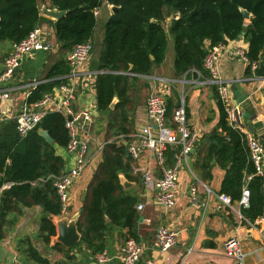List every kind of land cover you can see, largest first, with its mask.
Masks as SVG:
<instances>
[{
    "label": "trees",
    "instance_id": "16d2710c",
    "mask_svg": "<svg viewBox=\"0 0 264 264\" xmlns=\"http://www.w3.org/2000/svg\"><path fill=\"white\" fill-rule=\"evenodd\" d=\"M40 2L65 11L57 20L46 18L53 28L61 56L29 90L26 103L38 101L67 81L70 71L67 54L76 43H92L96 25L93 10L104 3L117 6L104 22L101 46L92 62L98 71L96 109L106 116L105 139L111 141L104 145L101 161L83 195L77 221L79 241L68 248L59 242L51 246L54 249L63 246L65 259L77 260L75 249L92 256L106 250L107 236L113 230H125L121 234L124 240L128 237L138 240L140 216L136 204L140 198L137 189L125 188L119 180V175L123 174L127 180L134 181L137 188L142 186L141 175L133 174L134 160L123 143L129 142L128 134L132 130L130 112L134 97L128 94L129 90L140 76L163 63L169 40L172 41L175 76L187 75L195 69L209 77L203 66L208 51L218 43L238 38L242 32L248 44L246 57L250 62L257 61L264 50V0H0V40L17 43L39 26L43 19ZM241 9L250 13L249 21H245ZM174 14L177 16L173 17ZM167 18L169 22L165 26ZM249 70L247 65L246 71ZM114 96L118 100L110 108ZM177 105L178 99H166L167 125H173L171 114ZM217 105L220 130L214 129L206 135L207 147L199 151V154L204 152L201 165L208 166L211 158L216 159L225 170L219 192L229 195L232 202L240 199L244 186L248 189V204L242 206L240 212L245 220L254 222L264 206L262 178L255 173L246 135L228 124L219 96ZM39 128L48 131L52 143L43 139ZM68 140L64 117L59 112L46 113L37 126L23 136L17 132L14 118L0 120V243L24 208L31 206H38L40 211L36 237L49 245L56 235L51 216L60 214L61 202L52 179L40 178L63 173L64 161L56 154L55 147L65 148ZM175 152L170 145L165 149L167 165L173 164ZM7 182L12 184L2 188ZM14 250L24 264H51L28 234L16 238ZM84 257L82 255L85 262Z\"/></svg>",
    "mask_w": 264,
    "mask_h": 264
},
{
    "label": "crops",
    "instance_id": "0c3cea01",
    "mask_svg": "<svg viewBox=\"0 0 264 264\" xmlns=\"http://www.w3.org/2000/svg\"><path fill=\"white\" fill-rule=\"evenodd\" d=\"M43 5L50 8L48 3L40 5V8ZM104 6L107 10V16H109L112 5L104 3ZM40 15L43 19L38 27L46 32L53 47L50 51L31 52L22 59L20 66L16 69L12 80L8 84V88L11 89L9 98L2 100V104L6 106L7 114H15L26 103V93L32 88L30 84L43 78L48 66L61 56L60 52H57L59 44L55 41L53 28L46 19L49 17L41 13ZM168 22L169 18L166 19L165 26L168 25ZM0 41L1 70L2 60L11 50L12 43H5L6 40ZM247 47L248 44L244 40V36L228 39L219 58L218 75L229 84L231 100L239 105L243 124L248 128L247 121L249 120L254 127L252 134L259 140L263 138L261 143L264 145V50L259 55L256 67L250 68L247 72L246 67L249 64L234 53L236 49L246 51ZM96 55L92 53L86 65L91 72L97 71L95 65L92 64L97 58ZM172 64L173 49L170 42L163 63L154 66L149 74L140 76L134 87L129 90L128 94L134 96L137 101L133 104L130 112L132 130L128 137L131 140V134L146 123L145 103L151 91L164 93L166 99L176 100L182 96L187 114V123L199 130L200 136L191 155L180 165L178 200L173 209L157 208L150 196H143V187L139 191L136 190L139 198L143 197V201H145L144 209L141 212L138 211L140 216L137 227L138 241L145 248L138 264H173L174 256L171 257V261H167L152 247L154 231L159 225L177 231V242L170 253L174 255L181 250L190 249L189 259L194 264H234V260L227 257L222 248L224 240L229 237L238 239L239 248L243 253V264H264V242L262 238L264 236V221L259 220L252 226L243 224L236 213L225 207H219L215 194L220 193L219 189L225 170L214 157L211 158L208 166L201 165L204 152L199 154V151H204L207 147L206 135L214 129L220 130L217 128L219 119L218 88L210 81L209 77L202 76L197 70L196 78L192 77V69L187 75L175 76ZM95 77L96 74L92 76V82L88 78V83L83 82V80L77 83L76 97L72 103L75 110L89 108L93 119L88 128L90 161L69 188L70 198L66 211L69 213V217L78 216L79 218L83 195L91 181L94 170L101 161L103 148L98 150V146L108 141V139H105L106 116L99 114L96 109ZM7 114H0V120H3V116H6L5 119L12 118ZM67 154L71 166L73 157L68 152ZM199 158L201 159L199 160ZM63 161V171H65L70 166H66L65 158H63ZM165 165H167L166 160ZM159 167L153 155L145 153L138 160L133 161L132 172L141 175L142 170L149 169L155 176H159ZM128 181L130 182L129 188L137 189L134 181ZM191 186H194L197 190V205H193L190 201ZM206 187L210 189L211 194L208 195ZM26 208L23 212L25 215L11 233L13 236L17 235L15 239L11 237L14 242L18 236L30 235L28 226L32 216H29V212L33 209ZM34 208L36 212L39 209L38 206ZM63 215L51 216L55 226L57 225L56 218ZM124 231L113 230L108 234L107 249L105 251L110 256L115 255L119 245L124 241L121 235ZM91 259L92 255L87 254L84 257L85 263L92 261ZM105 264L121 263L116 259H111Z\"/></svg>",
    "mask_w": 264,
    "mask_h": 264
},
{
    "label": "built area",
    "instance_id": "2783aa9c",
    "mask_svg": "<svg viewBox=\"0 0 264 264\" xmlns=\"http://www.w3.org/2000/svg\"><path fill=\"white\" fill-rule=\"evenodd\" d=\"M94 15L98 14V8L93 10ZM53 47L48 39L46 32L40 28H33L22 40L13 43L11 50L2 60L0 70V114H7L6 106L2 100L9 98L11 89L8 88L14 72L20 66L22 59L34 51H50ZM225 43H218L213 46L204 58L203 66L209 73L212 83L217 86L218 96L226 112L228 124L242 131L246 135V144L250 158L254 164L255 173L262 178V188L264 190V145L255 137L243 124L241 120L240 107L231 100L229 84L218 75L219 58ZM92 43L90 41L76 43L72 50L67 54L66 60L70 71L66 75L67 81L54 87L52 92L46 93L41 99L24 105L15 113L7 114L15 119L16 130L23 136L28 131L34 129L46 113L59 112L64 117V125L68 130L69 140L66 150L73 157L72 165L60 175L50 174L41 180L52 179V184L56 188L61 202L60 214H65L69 205V188L74 180L81 174L84 167L89 163V140L88 128L92 122L93 115L89 108L75 110L72 106L77 91V83L80 80L88 83V78L98 72H91L86 65L92 54ZM249 64L250 68H255L257 61H249L244 49H236L234 52ZM95 73V74H94ZM39 81H33L30 85L34 87ZM92 82V79H91ZM29 92L26 93V96ZM146 123L138 127L132 134L131 140L127 142V150L133 160H138L143 154L153 155L155 162L160 166L159 176H155L149 169L141 171V178L144 188L143 196L151 197L155 206L160 209H173L177 204V192L179 181L180 165L186 161L189 154L194 149L199 136V130L191 127L187 123V114L183 97H179L178 105L173 109L171 120L173 125L166 123V95L162 92L151 91L145 103ZM70 116L71 119H67ZM111 140L105 141L98 146L101 150L104 145ZM174 144L179 149L175 153L172 165H165L164 152L168 145ZM12 183L3 184L2 188H8ZM206 191H211L206 187ZM197 190L194 186L190 187V201L197 205ZM249 191L244 186L241 197L237 202H232L229 195L217 193L219 207H225L234 212L240 221H246L247 225H253L257 221H264V206L262 214L254 221L248 222L240 212V208L248 204ZM143 197L136 204L137 211L144 209L145 201ZM264 242V236H262ZM177 231L167 226L159 225L155 228L152 247L156 249L167 261H171L174 256L173 264H194L189 259L190 249L181 250L172 255L170 250L176 245ZM264 246V243H263ZM225 255L234 260V264H243V253L239 248L236 237H229L222 244ZM144 245L128 237L118 247L115 255L110 256L105 250L92 256L94 264H105L111 259L118 260L121 264H138L144 251Z\"/></svg>",
    "mask_w": 264,
    "mask_h": 264
},
{
    "label": "rangeland",
    "instance_id": "374dc122",
    "mask_svg": "<svg viewBox=\"0 0 264 264\" xmlns=\"http://www.w3.org/2000/svg\"><path fill=\"white\" fill-rule=\"evenodd\" d=\"M45 3L47 2H44V3L40 2V5L45 4ZM98 13L99 14L96 16V25H95L94 33L92 37V46H93L92 53L93 54L97 53L98 50L100 49L103 25L108 17L107 10L104 4L98 7ZM170 42L172 44V41L169 40V43ZM5 43H9V41L6 40ZM57 52H59V48ZM136 101L137 100L134 99V101L132 102V106L134 103H136ZM55 152L56 154L60 155L62 158H65L66 166H70L69 156L64 147L56 146ZM142 187H143V184L142 186H138L137 190L139 191ZM34 207L35 206L29 207L30 209H33V210H30L29 212V216H32V218L28 226V232L30 233V236L32 237L33 243L35 244L36 248L40 251L41 254L47 256V258L51 261V264H75V262L77 261L76 259H65V255L63 253L64 252L63 246L57 247L56 249L51 248V246L54 244V240L56 239V235L51 238L49 245L44 243L40 238L36 237L37 232H38V219H39L40 211L38 209L37 211L38 213H37ZM24 209L26 210L27 208H24ZM24 215L25 213L18 216V220L13 228H16L17 223H19V221L23 218ZM13 228L11 229L9 228L8 234L5 236V238L0 243V264H24V262L20 259V257L16 254L14 250L15 242L13 239H15L17 235L13 236L11 234L13 231ZM73 251H75L76 253H80L81 255H85V256L87 255L85 251H78L76 249ZM81 259H80V262H83L82 257ZM59 261L61 263H58ZM28 264H35V263H28Z\"/></svg>",
    "mask_w": 264,
    "mask_h": 264
},
{
    "label": "water",
    "instance_id": "95a60500",
    "mask_svg": "<svg viewBox=\"0 0 264 264\" xmlns=\"http://www.w3.org/2000/svg\"><path fill=\"white\" fill-rule=\"evenodd\" d=\"M117 6L112 5L111 11L114 12ZM40 13L43 14L44 16H47L53 20H57L60 17H62L65 14L64 10H58L56 8H48L46 5H43L40 8ZM241 13L245 19V21H249L250 19V13L246 9H241ZM177 14H174L173 17H176ZM155 21L154 19H152ZM244 36V32L239 34L238 38H242ZM192 77L196 78L197 77V72L195 69H192L191 71ZM117 97L114 96L109 107L113 108L114 105L116 104ZM6 116H3L2 119H5ZM67 119H71L70 116L67 117ZM248 130L252 133L254 132V127L253 124L248 120ZM38 133L43 137L44 140H46L49 144L53 142V138L49 135L48 131L42 128L38 129ZM260 142H263V138H260ZM125 145H127L126 141H123ZM170 147L175 148L174 144H171ZM194 150V149H193ZM192 150V151H193ZM176 153H179V149L175 148ZM191 155V153L189 154ZM119 180L120 183L125 187L128 188L130 185V182L122 175H119ZM69 213L66 212L63 216L56 218V239L54 240L55 242L61 243L65 247H71L75 243H77L80 239V233L78 232L77 229V221H78V216H71L69 217ZM77 260L80 261L81 259V254L80 253H75ZM79 264H94L92 261L85 263V262H79Z\"/></svg>",
    "mask_w": 264,
    "mask_h": 264
}]
</instances>
